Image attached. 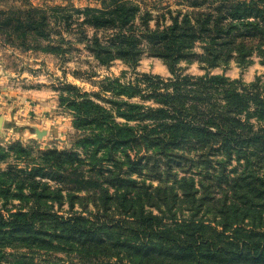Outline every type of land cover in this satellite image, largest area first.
<instances>
[{
  "label": "trees",
  "instance_id": "obj_1",
  "mask_svg": "<svg viewBox=\"0 0 264 264\" xmlns=\"http://www.w3.org/2000/svg\"><path fill=\"white\" fill-rule=\"evenodd\" d=\"M99 1L2 11L0 33L16 47L55 54L83 44L100 66L159 57L171 77L102 82L115 98L148 105L113 99L105 109L85 94L71 100L79 125L99 127L94 153L103 149L113 164L114 153H125L122 175L96 167L93 157L85 168L74 149L42 150L31 167H0V262L31 263L33 252L17 250L25 245L80 247L93 264L103 256L116 260L101 264H264V90L210 72L253 55L264 65V0H185L154 14L137 0ZM182 60L197 61L204 73H181ZM31 153L19 141L0 146V164ZM232 160L237 166L227 169ZM66 198L96 212L63 217L54 206Z\"/></svg>",
  "mask_w": 264,
  "mask_h": 264
},
{
  "label": "rangeland",
  "instance_id": "obj_2",
  "mask_svg": "<svg viewBox=\"0 0 264 264\" xmlns=\"http://www.w3.org/2000/svg\"><path fill=\"white\" fill-rule=\"evenodd\" d=\"M143 7L151 9L154 13L162 12L167 8L175 10L184 6L185 0H137ZM99 0H0V12L7 10H23L30 6H98ZM0 15V18L4 17ZM153 25V23L151 22ZM4 33H0V117L3 123L0 126V146L7 148L10 143L19 141L23 146L31 148L32 153L29 159H19V161L1 162V171L7 169V164H16V168L22 169L29 162V167L39 152L47 149L76 150L88 168L91 157L95 159L96 167L103 166L106 171L110 168L115 174L127 171L128 160L125 153L118 151L112 156V162L103 149L94 153L95 137L99 130L98 125L91 121L88 125H79L76 119V111L71 103L75 97L85 94L94 103L105 109L112 106L111 100L123 99L136 101L148 105L150 100H142L138 97L128 99L125 96L115 98L110 90H102V82L105 77H120L122 82L134 80L136 74H150L161 78L171 77L167 64L159 57L143 54L138 63L131 67L119 59L112 61L109 66H100L96 63L83 44H76L78 50H73L65 54H55L40 49H22L7 42ZM66 34V33H65ZM197 52L201 49L197 45ZM177 68L181 73L191 75H201L204 69L197 61H180ZM212 74H224L230 79H240L243 83L249 84L258 81L264 90V65L259 62L255 55L249 58L244 64L235 60H230L229 64L218 66L210 70ZM82 97H79L80 100ZM115 122H125L121 117H115ZM135 121H130L133 125ZM44 131L42 136L36 134V130ZM90 136L89 141L83 140ZM89 148V149H86ZM130 157L134 156V151H126ZM126 153V154H127ZM42 156H40L41 158ZM237 166V162L232 160L227 165V169ZM182 174V172H179ZM132 177L141 181L137 174ZM150 179V178H149ZM146 179V183L149 182ZM51 188L55 187V182L44 178ZM151 181V180H150ZM155 186L156 180H152ZM113 189H111L112 191ZM65 192V191H63ZM69 198L64 199L61 206L57 204L54 209L63 217L70 216L73 212H80L83 216H88L89 212H96L93 204L88 203L87 209H83L76 201L73 206L69 205ZM19 204L15 199L11 204ZM7 204V207H11ZM1 205V204H0ZM15 209H12V211ZM4 214L6 212L3 211ZM10 249L7 248V251ZM18 252H33L32 262L29 264H93L80 258V250L68 251L65 249L45 250L42 248L30 249L25 245L19 247ZM78 252V253H77ZM94 258V264L115 261V257ZM93 259V258H92ZM0 264H12L1 261Z\"/></svg>",
  "mask_w": 264,
  "mask_h": 264
},
{
  "label": "water",
  "instance_id": "obj_3",
  "mask_svg": "<svg viewBox=\"0 0 264 264\" xmlns=\"http://www.w3.org/2000/svg\"><path fill=\"white\" fill-rule=\"evenodd\" d=\"M2 123H3V118L0 117V126H1ZM35 132H36V134H37L38 136H42V135L44 134V131H40V130H38V129H37Z\"/></svg>",
  "mask_w": 264,
  "mask_h": 264
}]
</instances>
